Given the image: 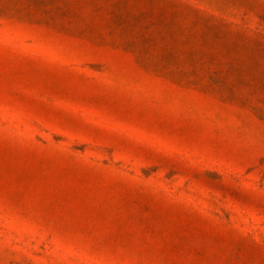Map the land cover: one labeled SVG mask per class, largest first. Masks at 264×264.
<instances>
[{"label":"rangeland","instance_id":"rangeland-1","mask_svg":"<svg viewBox=\"0 0 264 264\" xmlns=\"http://www.w3.org/2000/svg\"><path fill=\"white\" fill-rule=\"evenodd\" d=\"M0 264H264V0H0Z\"/></svg>","mask_w":264,"mask_h":264}]
</instances>
